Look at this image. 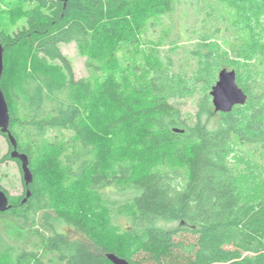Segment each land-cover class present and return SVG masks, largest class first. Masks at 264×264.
<instances>
[{
	"label": "trees",
	"instance_id": "obj_1",
	"mask_svg": "<svg viewBox=\"0 0 264 264\" xmlns=\"http://www.w3.org/2000/svg\"><path fill=\"white\" fill-rule=\"evenodd\" d=\"M0 3L16 25L0 84L33 174L25 202L23 180L0 185V264H264V0ZM222 68L246 94L228 112L210 95Z\"/></svg>",
	"mask_w": 264,
	"mask_h": 264
},
{
	"label": "water",
	"instance_id": "obj_2",
	"mask_svg": "<svg viewBox=\"0 0 264 264\" xmlns=\"http://www.w3.org/2000/svg\"><path fill=\"white\" fill-rule=\"evenodd\" d=\"M64 4L67 0H59ZM3 52L4 48L0 42V82L3 74ZM212 97V104L215 111L228 112L235 104H242L246 100V94L238 86L236 82V73L233 69L222 68L218 72V78L215 84L210 90ZM10 115L8 105L4 97L0 84V132L7 135V139L12 145L10 151V157L16 158L20 162V170L22 174V180L26 186V197L22 202L26 201V198L30 196L31 191L29 184L33 180V174L28 164V157L25 153H21L17 150L16 140L9 130ZM10 207L9 196L6 191L0 188V212L6 211ZM183 223V222H182ZM114 264H131L125 258L115 255L114 253L106 254Z\"/></svg>",
	"mask_w": 264,
	"mask_h": 264
},
{
	"label": "rangeland",
	"instance_id": "obj_3",
	"mask_svg": "<svg viewBox=\"0 0 264 264\" xmlns=\"http://www.w3.org/2000/svg\"><path fill=\"white\" fill-rule=\"evenodd\" d=\"M10 9H11L10 6L0 3V27L2 28L11 29L16 26L10 21L11 19L9 17V14L12 15V11ZM191 13H193V11L189 10V15ZM185 20L188 23L191 22L192 18L189 17L186 18ZM184 43H186V41ZM59 47L63 52V54H65L70 60L75 76L77 78L85 76L87 74L85 68V61H84L85 59L79 53L75 42L72 41L68 43H60ZM180 107L184 115L187 116L188 119L193 117L196 111V103L193 99H185L180 101ZM7 151H8L7 141L2 135H0V159ZM0 185L3 186L10 195H18L22 192L23 190L22 174L19 165L16 161L12 159H7L6 161L2 162L0 160ZM110 195L115 199H122L125 196L124 194L113 191L111 192ZM115 222L120 226H122L123 228H126L129 225L128 221L124 216L118 217ZM60 230L66 232L72 238L81 236V238L84 239V237H82L81 234L75 233L76 231H73L67 225H62L60 227ZM142 256L143 255L141 253L136 255V257L140 260L145 259V258L142 259ZM145 263L148 264L147 261H145Z\"/></svg>",
	"mask_w": 264,
	"mask_h": 264
}]
</instances>
